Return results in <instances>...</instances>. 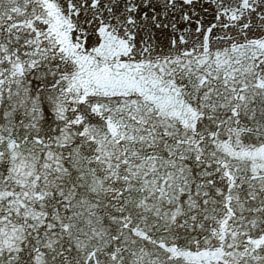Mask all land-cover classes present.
<instances>
[{"label": "snow or ice", "instance_id": "1", "mask_svg": "<svg viewBox=\"0 0 264 264\" xmlns=\"http://www.w3.org/2000/svg\"><path fill=\"white\" fill-rule=\"evenodd\" d=\"M0 264H264V0H0Z\"/></svg>", "mask_w": 264, "mask_h": 264}]
</instances>
